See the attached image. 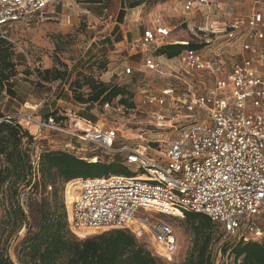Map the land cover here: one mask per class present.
Listing matches in <instances>:
<instances>
[{"label":"built area","instance_id":"built-area-1","mask_svg":"<svg viewBox=\"0 0 264 264\" xmlns=\"http://www.w3.org/2000/svg\"><path fill=\"white\" fill-rule=\"evenodd\" d=\"M246 1L247 16L227 18L221 4L184 0V14H200L202 23L186 24V30L201 47L194 45L164 61L172 63L168 66L172 71L178 66L185 74L193 70L208 74L211 86L197 90L181 82L159 93L141 89L140 102L159 108L158 119L167 118L169 128L179 129V136L163 152L153 158L140 146L115 149L117 132L112 128L73 134L80 143L116 153L123 166L133 168L129 177L76 180L78 188L70 202L65 193L67 229L76 239L124 230L138 242L149 237L158 257L171 261L177 249L172 228L164 222L150 224L138 217L139 212L173 217L175 212L202 214L221 228V240L226 243L264 238V12L256 9L264 0ZM59 3L0 0V38L12 44L9 30L53 14ZM170 36L171 28L156 17L131 43V51L144 55L145 70L162 76L156 51L190 44L169 43ZM130 73L126 68L125 74ZM165 107L171 109L168 117L161 114ZM22 122L34 139L42 131H62L51 117L35 120L27 115ZM78 122L73 120V126L80 129ZM38 157L35 151V168Z\"/></svg>","mask_w":264,"mask_h":264},{"label":"rangeland","instance_id":"rangeland-1","mask_svg":"<svg viewBox=\"0 0 264 264\" xmlns=\"http://www.w3.org/2000/svg\"><path fill=\"white\" fill-rule=\"evenodd\" d=\"M138 1L142 2L139 7L128 9L124 0H61L53 14L45 15L42 19L33 18L29 23L19 24L9 31L8 37L13 42L18 75L6 85V92L0 98V109H3V113H13L6 116L20 122L24 129L25 123L22 122V118L26 117L33 108H36L38 116L43 120L46 119V112H49L48 114L56 112L58 126L62 130L42 131L35 139L33 138L34 151L39 154L45 151H64L89 162H93V158H96L97 161L111 163L120 161L116 153L80 143L73 134L112 128L117 132L113 148L117 149L122 145L140 146L153 158L157 156V152L164 151L168 142L179 136L178 128L173 130L168 127L167 118H164V121L158 119L156 114L159 113V108L146 106L140 102V91L147 88L159 93L163 88L181 82L191 84L197 90H203L211 86L208 74L196 70L185 74L175 64L177 69L172 71L168 69V66H172L169 61H159L162 76L148 72L143 68L144 55L131 51V42L126 49L120 48L117 43L122 39L123 34L127 37L131 34L135 36L133 39L137 40L143 30L151 26L154 18L161 17L171 28L168 41H186L190 46L200 48L201 46L194 42L193 37L186 30V24L202 23L200 14L197 15L196 12L184 14V0H167L169 4L166 8L155 10L154 7L159 3L154 0ZM210 1L214 6L215 4L224 6L226 13L228 12L227 18L230 15L231 18H244L248 14L246 0ZM256 9L264 12V2L256 6ZM216 13L213 12V18H216ZM133 25L138 29L136 34ZM204 55H207V50L204 51ZM126 68L131 69L129 75L125 74ZM53 69L64 73V78L53 80L51 76ZM80 73L91 75L96 81L106 85L125 87L132 94L130 101L124 107L119 104L118 99L113 100L108 106L100 103H77L69 86L79 78ZM173 76L182 81L174 79ZM11 89L13 91H10ZM88 92L84 87L76 94L86 99ZM170 111V107H165L161 110V114L168 117ZM73 120L81 123L80 129L73 126ZM160 124L162 128L159 127ZM127 169L133 171L131 167ZM70 185L68 183L58 189V195L63 201H65V193L67 199L70 197ZM50 192L51 190L47 188L44 194L49 201ZM34 197L38 200L43 198L40 196V189L35 194H32L30 189H24L18 199L27 214V207L30 206L38 218L37 206L32 202ZM7 198V193L1 191L0 253L9 257L13 264H19L20 245L27 230L22 228L19 232L11 233L6 227ZM138 217L147 219L150 224L167 223L176 236L177 249L171 261H166L158 257L149 237L140 244L161 264H183L194 239L193 229L185 221L184 216L181 218L139 212ZM30 225L33 226L35 223L31 221ZM212 233L209 252L213 264H233L228 253L222 254L226 242L221 240V228L214 225ZM97 235L81 240L74 236L73 238L77 241H85Z\"/></svg>","mask_w":264,"mask_h":264},{"label":"trees","instance_id":"trees-1","mask_svg":"<svg viewBox=\"0 0 264 264\" xmlns=\"http://www.w3.org/2000/svg\"><path fill=\"white\" fill-rule=\"evenodd\" d=\"M124 0L128 9L139 7L138 0ZM162 3L166 0H154ZM129 2V3H127ZM127 3V4H126ZM193 46L167 45L159 48L155 55L170 60L182 50ZM18 75L13 45L0 38V96L6 85ZM64 73L51 70L55 81L64 78ZM88 89L86 99L76 94L82 88ZM74 100L79 104H108L118 99L124 107L132 94L120 86H111L96 81L91 75L79 74V78L69 86ZM80 95V96H79ZM53 118L58 125L56 112L45 115ZM33 137L12 118L0 109V192L7 193L5 225L12 232L27 230L21 242L19 264H161L128 231L112 230L85 241H77L67 229L64 201L58 195L59 187L76 180L99 178L107 175L132 176L120 161L105 163L93 158V162L77 158L64 151H45L38 157L36 168L33 166ZM58 186V187H57ZM51 188L48 198L45 190ZM24 189L32 194L40 189L36 215L29 206L28 214L19 203V195ZM185 221L193 229L192 247L183 264H213L209 252L214 225L202 214L184 213ZM31 221L35 225L31 226ZM228 253L233 264H264V238L259 242L225 243L222 254ZM0 264H13L9 257L0 253Z\"/></svg>","mask_w":264,"mask_h":264},{"label":"crops","instance_id":"crops-1","mask_svg":"<svg viewBox=\"0 0 264 264\" xmlns=\"http://www.w3.org/2000/svg\"><path fill=\"white\" fill-rule=\"evenodd\" d=\"M60 2H61V0H60ZM168 4H169V2H167V0H166V1L162 2V3H159V5H156V6L154 7V10H155V9L166 8V6H167ZM59 5H60V3H59ZM59 5H58V6H59ZM58 6H57V7H58ZM57 7H56V8H57ZM56 8H55V10H56ZM55 10H54V12H55ZM132 28H133V31H134L135 34H136V32L138 33V29L136 28V26L133 25ZM12 29H13V28H12ZM9 31H10V30H9ZM9 31H8V32H9ZM130 31H131V30H130ZM134 37H135V36H134ZM134 37H133V35H131V34H130V36L128 35V37H127V36H124V34H123L122 39H121V40L119 41V43H117V44L119 45L120 48H122V49L125 48V49H126V48L128 47V45H129L128 43H129V42L132 43V42L134 41V39H133ZM171 42H172V41H169V43H171ZM126 46H127V47H126ZM158 60H159V61H164L165 58H164V57H159ZM9 83H11V81H10ZM10 91H13V89H11ZM5 92H6V91H4V93L0 96V98L5 94ZM2 110H3V109H2ZM2 110H1V111H2ZM37 113H38V111L36 110V108H33V109L28 113V115H31L35 120H43L41 117L38 116ZM48 113H49V112H46V115H47ZM4 114H5V115H10V114L12 115L13 113H10V112L6 113V112H5ZM44 115H45V114H44Z\"/></svg>","mask_w":264,"mask_h":264},{"label":"bare ground","instance_id":"bare-ground-1","mask_svg":"<svg viewBox=\"0 0 264 264\" xmlns=\"http://www.w3.org/2000/svg\"><path fill=\"white\" fill-rule=\"evenodd\" d=\"M78 126L81 127V123L80 122H78ZM70 188H71V193H72L74 190H77L78 184L70 185ZM71 193H70L69 199H67L68 202H70V200H71ZM174 217H181L182 218L183 215L180 212H175L174 213ZM86 236H82V238H86Z\"/></svg>","mask_w":264,"mask_h":264}]
</instances>
